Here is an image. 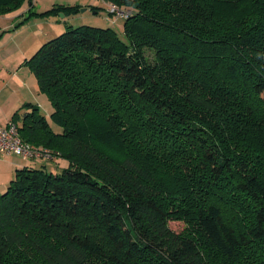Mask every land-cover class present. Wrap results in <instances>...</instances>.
I'll return each mask as SVG.
<instances>
[{
    "label": "trees",
    "instance_id": "trees-1",
    "mask_svg": "<svg viewBox=\"0 0 264 264\" xmlns=\"http://www.w3.org/2000/svg\"><path fill=\"white\" fill-rule=\"evenodd\" d=\"M101 1L123 38L69 27L25 61L52 113L10 121L67 166L14 172L0 264H264V0ZM28 5L16 29L77 12Z\"/></svg>",
    "mask_w": 264,
    "mask_h": 264
},
{
    "label": "crops",
    "instance_id": "crops-1",
    "mask_svg": "<svg viewBox=\"0 0 264 264\" xmlns=\"http://www.w3.org/2000/svg\"><path fill=\"white\" fill-rule=\"evenodd\" d=\"M23 13L19 15L22 16ZM15 16L11 13L0 16V126L2 127L11 123L12 115L24 104L41 108L47 116L46 100L38 91L36 80L25 64L33 54V46L21 45L26 41L25 36L30 27L26 23L25 26L16 29ZM51 113L52 111L49 114ZM25 166H29L28 162L22 161L20 157L0 156V194L6 190L14 172Z\"/></svg>",
    "mask_w": 264,
    "mask_h": 264
},
{
    "label": "rangeland",
    "instance_id": "rangeland-1",
    "mask_svg": "<svg viewBox=\"0 0 264 264\" xmlns=\"http://www.w3.org/2000/svg\"><path fill=\"white\" fill-rule=\"evenodd\" d=\"M32 4V12H35L36 14L45 13L53 7L77 9V12H75V14L70 13L63 15V13H59L55 16H33L25 22V24L28 23L30 30L26 33V41H23L21 45H27V47L33 46V54L39 49V47H41V45L62 34L69 27L75 28L80 26H88L103 29L109 28L115 31L119 37L123 38L124 19L115 14L114 16L109 15L108 13H110V4L104 3L101 0H32ZM28 7V0H24L20 7L17 8L13 13H11L13 15H16L14 17V20H17L15 24L27 17ZM119 10L121 12L126 11L125 9ZM22 13L23 15L20 16L19 14ZM25 24L20 25L18 28L25 26ZM41 95L46 100L45 104L47 109V116H45L44 110H42L41 108H39V112L49 119V113L50 111H52V106L46 95L42 93ZM50 124L53 131H60L57 126L53 125L52 123ZM20 159L22 161L28 162L29 166L25 167L40 168L45 165L47 166V170H54L53 166H59V168H65L67 166V162L64 160H54L52 161V163H50V161L47 162L35 159H25L22 157H20ZM169 228L177 233L183 229V224L178 222H170Z\"/></svg>",
    "mask_w": 264,
    "mask_h": 264
},
{
    "label": "built area",
    "instance_id": "built-area-1",
    "mask_svg": "<svg viewBox=\"0 0 264 264\" xmlns=\"http://www.w3.org/2000/svg\"><path fill=\"white\" fill-rule=\"evenodd\" d=\"M110 14H115L122 18L128 16V11L121 12L116 6H109ZM0 156H16L25 159H47L50 157L49 151L43 148L33 147L20 139L17 127L13 123L7 126H0Z\"/></svg>",
    "mask_w": 264,
    "mask_h": 264
},
{
    "label": "water",
    "instance_id": "water-1",
    "mask_svg": "<svg viewBox=\"0 0 264 264\" xmlns=\"http://www.w3.org/2000/svg\"><path fill=\"white\" fill-rule=\"evenodd\" d=\"M81 11H84V10H81ZM73 14H75V12H72ZM62 16V15H61Z\"/></svg>",
    "mask_w": 264,
    "mask_h": 264
}]
</instances>
